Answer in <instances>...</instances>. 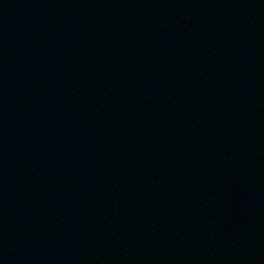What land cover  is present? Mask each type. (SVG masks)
Here are the masks:
<instances>
[{"label": "water", "instance_id": "water-1", "mask_svg": "<svg viewBox=\"0 0 264 264\" xmlns=\"http://www.w3.org/2000/svg\"><path fill=\"white\" fill-rule=\"evenodd\" d=\"M0 264H264V0H0Z\"/></svg>", "mask_w": 264, "mask_h": 264}]
</instances>
